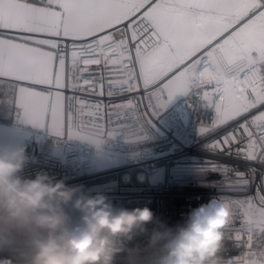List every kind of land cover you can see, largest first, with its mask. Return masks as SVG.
Instances as JSON below:
<instances>
[{
	"label": "snow or ice",
	"instance_id": "obj_1",
	"mask_svg": "<svg viewBox=\"0 0 264 264\" xmlns=\"http://www.w3.org/2000/svg\"><path fill=\"white\" fill-rule=\"evenodd\" d=\"M141 88L109 100L103 116L102 101L75 95ZM191 88L216 112L199 133L220 130L209 147L235 157L208 163L233 209L218 264H264V0H0V90L30 124L93 143L130 128L143 139ZM89 104L95 121L74 131ZM228 242L243 256H227Z\"/></svg>",
	"mask_w": 264,
	"mask_h": 264
},
{
	"label": "built area",
	"instance_id": "obj_2",
	"mask_svg": "<svg viewBox=\"0 0 264 264\" xmlns=\"http://www.w3.org/2000/svg\"><path fill=\"white\" fill-rule=\"evenodd\" d=\"M109 68L113 69V79L120 78L114 66ZM66 94L73 93L66 91ZM75 95L86 101H102L100 114L103 116L109 100L119 103L134 95L143 96L144 92L141 88L138 93H117L112 97L86 92ZM94 109L95 105L89 104L82 116L77 114L78 127L74 131L80 130L81 120L85 122L83 131L91 127L88 120L95 121ZM19 112L17 108L12 123L20 130L19 146L26 148L21 176L34 178L42 172L68 186H82L91 194L102 192L116 208L147 206L159 220L173 228L182 224L192 209L210 198L222 196L220 175L208 170V163L235 159L209 147L222 135L220 130L199 133L201 126L211 129L216 112L196 88L174 96L167 108L152 117L151 124L145 125L141 133L145 138L138 140L139 128L121 130L115 137H102L101 143L57 136L46 130L27 128ZM89 113L93 115L90 117ZM100 123L105 131L112 127L106 120ZM162 172L165 179L154 183ZM226 238L227 228L223 246ZM137 239L144 241V237ZM244 251L228 242L226 255L239 259Z\"/></svg>",
	"mask_w": 264,
	"mask_h": 264
},
{
	"label": "clouds",
	"instance_id": "obj_3",
	"mask_svg": "<svg viewBox=\"0 0 264 264\" xmlns=\"http://www.w3.org/2000/svg\"><path fill=\"white\" fill-rule=\"evenodd\" d=\"M25 157L24 146L0 148V264H218L233 210L226 198L173 228L147 206L116 208L42 172L23 177Z\"/></svg>",
	"mask_w": 264,
	"mask_h": 264
},
{
	"label": "crops",
	"instance_id": "obj_4",
	"mask_svg": "<svg viewBox=\"0 0 264 264\" xmlns=\"http://www.w3.org/2000/svg\"><path fill=\"white\" fill-rule=\"evenodd\" d=\"M17 108L11 95L6 90H0V148L19 147L20 130L12 123L13 114ZM24 125L30 129L51 132L47 125L40 127L25 120Z\"/></svg>",
	"mask_w": 264,
	"mask_h": 264
},
{
	"label": "rangeland",
	"instance_id": "obj_5",
	"mask_svg": "<svg viewBox=\"0 0 264 264\" xmlns=\"http://www.w3.org/2000/svg\"><path fill=\"white\" fill-rule=\"evenodd\" d=\"M165 177H166L165 173L162 172L161 175H160L159 177L155 178L153 181H154V183H157V182H159V181L164 180Z\"/></svg>",
	"mask_w": 264,
	"mask_h": 264
}]
</instances>
